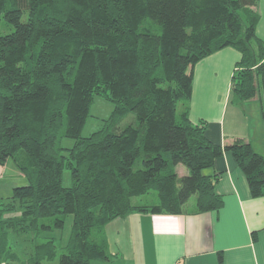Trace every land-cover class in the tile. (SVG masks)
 <instances>
[{"label": "trees", "instance_id": "16d2710c", "mask_svg": "<svg viewBox=\"0 0 264 264\" xmlns=\"http://www.w3.org/2000/svg\"><path fill=\"white\" fill-rule=\"evenodd\" d=\"M260 20L259 0H0V165L14 160L28 181L0 199V264L108 262L105 226L115 219L182 214L193 195L198 213L218 210L221 173L205 171L225 152L263 197L264 155L240 139L213 143L189 115L196 64L234 48L232 99L260 96L264 120ZM95 96L115 109L83 137ZM151 191L157 204L133 203ZM69 215L60 253L54 234ZM21 234L30 252L13 243Z\"/></svg>", "mask_w": 264, "mask_h": 264}, {"label": "crops", "instance_id": "0c3cea01", "mask_svg": "<svg viewBox=\"0 0 264 264\" xmlns=\"http://www.w3.org/2000/svg\"><path fill=\"white\" fill-rule=\"evenodd\" d=\"M263 21L261 14L257 34L264 41ZM240 59L237 50L225 48L196 64L189 115L195 124L207 123L213 143L226 146L240 139L264 155L261 99L240 103L232 99L231 80ZM180 169L178 165L179 175ZM181 171L180 176L185 173ZM205 173H221L215 187L223 201L220 209L198 213L196 198V207L184 208L182 214L134 212L115 219L105 226L112 258L93 264H264V196L251 195L229 152Z\"/></svg>", "mask_w": 264, "mask_h": 264}, {"label": "rangeland", "instance_id": "374dc122", "mask_svg": "<svg viewBox=\"0 0 264 264\" xmlns=\"http://www.w3.org/2000/svg\"><path fill=\"white\" fill-rule=\"evenodd\" d=\"M264 3V0L259 1V9L260 6ZM261 6V7H262ZM262 9V8H261ZM260 11V10H259ZM262 17L264 18V7L263 10H261ZM264 22V21H263ZM4 22L2 21L1 25V33L6 34L10 31V28L12 30V27L9 29L5 28L3 26ZM264 24V23H263ZM5 25V24H4ZM261 99V97L259 96ZM115 109V104L108 100L105 96H95L90 108V116L87 119V122L85 123L83 130H82V136L83 137H89L93 133L101 130L104 128L106 121L110 118L113 111ZM182 110V105H179V111ZM135 120L134 115L130 114L125 119L124 124L129 123L130 121ZM74 145V140L72 139H63L62 146L64 148H70ZM264 151V150H263ZM262 155V154H261ZM180 175L181 170H184L186 173V169L184 166L180 165ZM207 171V170H206ZM205 171V172H206ZM184 173V175H185ZM28 184V181L21 173V170L17 164H15L14 160L9 159L4 165H0V199H6L12 195L13 190L16 187H23ZM63 185L65 187H70L72 185V177H71V171L68 169H65L63 174ZM196 195H193L188 203L185 206L186 210H191L195 208L196 204ZM159 201L158 199V193L156 191H151V193L137 197L133 200V203L135 205H155ZM72 222H73V216L69 215L66 218V224L64 228L60 231H56L54 236L56 239V244L59 247L60 253L63 248L67 245L69 242L71 231H72ZM13 243L17 247V249L20 251V253H27L30 252V245L28 238L26 235H15L12 238Z\"/></svg>", "mask_w": 264, "mask_h": 264}, {"label": "built area", "instance_id": "2783aa9c", "mask_svg": "<svg viewBox=\"0 0 264 264\" xmlns=\"http://www.w3.org/2000/svg\"><path fill=\"white\" fill-rule=\"evenodd\" d=\"M177 264H180V263H177Z\"/></svg>", "mask_w": 264, "mask_h": 264}]
</instances>
